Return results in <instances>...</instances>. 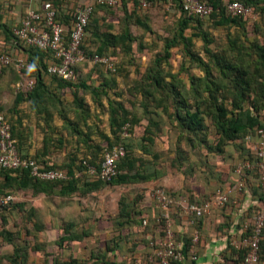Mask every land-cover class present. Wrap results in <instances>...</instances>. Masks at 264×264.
<instances>
[{
	"label": "rangeland",
	"instance_id": "rangeland-1",
	"mask_svg": "<svg viewBox=\"0 0 264 264\" xmlns=\"http://www.w3.org/2000/svg\"><path fill=\"white\" fill-rule=\"evenodd\" d=\"M122 1L121 5H124ZM257 10L260 20L248 25H218L215 18L201 23L191 20L192 27L185 31V36L192 37V43L181 42L170 50L168 44L177 37L180 22L186 18L179 9L168 13L162 6L154 4L143 16L131 17L124 11L115 13L109 8L105 12L98 10L95 19L100 21V33L128 35L117 47L110 46L105 51L117 65V73L110 74L103 68L95 69L88 63L82 65L81 82L89 87L79 88L83 108L74 103L69 89L62 91L60 98L57 96L59 93L56 97L48 96L45 107L53 119L47 133L67 139L64 148L77 160L85 156L86 146L82 144V135H76L73 131L75 123L85 134H95L99 139H103V134L109 135L111 140L116 141L113 131L127 115L129 119L138 121L135 125V143H138L135 157L141 159L142 170L150 171L153 179L123 186L104 184L102 188L87 194L80 190L69 196L70 199L64 198L66 202L59 194L36 195L31 190L15 192L18 199L15 203L23 205V208L0 211V233L3 230L12 233L18 247L29 249L43 243L52 248L55 243L58 244L59 236L50 230H36L35 223L41 225L43 222L48 229H59L68 224V217H74L79 232L85 227L90 231L92 224L93 230L99 229L105 233L123 206L136 200L145 203L157 188L176 194H197L199 197L212 194L219 186L217 177H224L232 161L227 162L207 148L217 138L213 133L211 118L205 119L207 128L203 134L208 142L205 140L202 143L201 137L192 141L197 133L186 130L180 124L183 122L177 118V113L184 115V111L179 108V103L180 99H184L194 109L199 102L201 108L208 111L212 90L216 91L219 103L224 102L229 110L233 109L235 85L223 76L217 61L240 64L257 59V47L264 45V12ZM196 34L199 36L194 37ZM204 34L207 39L203 38ZM86 37L87 51L95 52L100 41L94 39L92 31H88ZM2 76L4 74L0 76V107L4 104L10 109L19 92L18 86L24 81L9 71L5 77ZM258 96L260 103H264L262 96ZM253 97L252 94L241 103L243 111L252 105ZM160 103L165 108L160 107ZM2 112L5 113V110ZM253 113L256 112L253 110ZM260 114L264 119V111ZM158 121L159 125H153ZM146 127H151L153 133L154 142L151 144L142 140ZM143 144L147 145L148 154L139 148ZM60 152L55 154L53 161L65 167L69 160L63 150ZM240 152L232 143L226 147L225 155L239 158ZM55 213L61 215L58 216L60 220L56 219ZM108 220H111L110 223L106 222ZM105 241V238L94 234L81 243H74L73 247L100 246ZM16 246L7 244L0 237L1 251L11 254ZM73 247L65 250L62 258L66 261L88 260V255ZM101 256V250L93 254L98 261Z\"/></svg>",
	"mask_w": 264,
	"mask_h": 264
},
{
	"label": "trees",
	"instance_id": "trees-1",
	"mask_svg": "<svg viewBox=\"0 0 264 264\" xmlns=\"http://www.w3.org/2000/svg\"><path fill=\"white\" fill-rule=\"evenodd\" d=\"M82 1V2H81ZM207 3L212 4L215 8L214 13L207 17L206 19H201L198 16L189 15L183 11V0H174L173 7L171 10H166L165 3L153 0V4L162 6L168 13H173L177 9L180 10L186 18H184L180 22L179 34L177 37L173 39V41L168 44V49L175 47L177 44L184 42L186 44L192 43V37H186L185 31L192 27L191 20H196L197 22L208 21L210 19H217L218 25L224 24H253L260 20V13L264 12V0H205ZM226 1H239L243 3L246 7H252L258 15V18L254 20L253 18L247 17H231L226 10ZM45 2H51L58 10L57 20L63 24L67 34L71 33L73 28V24L75 21V12L79 7L86 5L84 3L85 0H41L39 5L35 7L36 9H41L42 5ZM124 5H121L120 0H117V4L115 6H107V5H97L95 6L94 13L91 17L90 23L87 27V32L92 31V36L94 39L100 41L99 46L95 52H88L87 50V37L84 39L83 47L89 55L98 54L100 56L108 57L106 52L108 47H117L119 43L124 42L128 35H117L111 32L100 33V21L95 19L96 12H105L107 8L111 9L115 13H124L128 14L129 17L132 15L143 16V14L147 13L149 10L140 11L138 7L137 0H123ZM68 3L69 7L65 10L63 5ZM25 17V16H24ZM23 20V19H22ZM21 21L12 24V25H3L0 24V30L4 33L6 37V41L15 43L16 47L19 49L26 51L29 53V57L25 58L23 61L25 63V68L22 70V73L17 70L15 66V62L17 61L14 57L8 54L5 51H0V53L8 54L12 57L14 63L10 66L4 68L0 73V76L4 74L7 75V72H12L15 76L17 75L18 79L27 82L29 80L34 81V87L31 90L21 89L19 90L13 104V108L11 109L12 114H17L19 111V107L25 103L29 104L30 111H34L38 117H42L44 123L47 127V131L45 132V138L43 140L44 151L42 154L30 155L23 147L22 136L20 133V124L21 120H13L8 117V115L2 114V108L0 107V114L4 115L8 122L12 127V136L17 141V147L22 158H31L36 163L41 164L46 170H55L60 171L68 177L67 181H58V182H47V181H39L31 177L30 171L28 170H4L0 169V197L7 195H14L15 192H28L29 190L33 191L34 194H44L46 196H50L53 194H59L60 196L69 197L77 192L82 191L84 194L91 193L99 188H102L104 184L114 185V186H123L128 184L135 183H144L147 181H151L153 179V175L147 169L142 170L143 162L141 159H137L135 154L138 149V143H135V125L137 124V120H132L125 116L123 121L117 127L116 131H113V135L116 137V141L110 139L109 135H101L103 139L97 138L95 134H85L78 129V123H75L73 126V131L76 132V135H82V144L86 149V154L83 158H79L76 160V157L69 155V151H67L64 146L67 144L68 140L63 139L61 137H54L53 135H49L47 132L51 129L52 123V114L47 112L45 107V101L48 96L53 95L56 97L57 95L60 98V93L65 92L66 89L72 91V97L74 98V103H76L79 108H83V101L80 97V89L84 88L88 89L89 87L85 85L84 82H81V72L80 67L84 64H80L76 67V73L78 74V82H67L62 79L51 75L48 73V68L53 64H59L60 62L56 60L53 56V53L42 51L30 46H27L24 42L19 40L13 33V30L21 25ZM1 22V15H0ZM87 36V33H86ZM194 37L199 36L198 34L193 35ZM204 39H207V35H203ZM110 59V57H108ZM111 60V59H110ZM113 63V61L111 60ZM93 68H103L110 74L117 73L118 67L115 63H113L114 71L109 69L106 65L103 64H91ZM218 67L222 68L223 76L227 79H230L232 83L235 85V98L233 103V109L229 110L224 102L219 103L218 98L215 96L216 91L210 90L211 94V106L208 107V111H204L201 108L199 102L196 103L195 108L192 109V106L189 103H185L184 99H180V107L182 111H184V115L181 113H177V118L181 120L183 123H180L186 130H190L191 132H195L196 138L193 140H197L199 137L201 142H208L207 137H203V134L206 131L205 119L207 117L211 118L213 133L217 137L214 141L213 145L208 144V150L222 157L227 162L232 161V165L226 170L224 177L218 176L219 186L212 192V194H205V196L199 197L197 194H176L169 192L168 193L172 197L177 198H186L190 202L194 203H202L205 200H208L214 192L224 187H231L237 181V176L235 174V168L238 163V159L246 160L253 159L254 155L251 151V148L245 143V139L248 136H255L257 131L260 129H264V119L262 118L261 112L264 111V103H260V99L258 95L262 96L264 99V45L257 47V59L255 61H251L249 63H231V62H223V60L217 61ZM18 79H16L18 81ZM56 84H55V83ZM254 95L252 105L249 109L243 111L241 107V103L247 101V98H250L251 95ZM256 96V97H255ZM260 104V105H259ZM162 104L160 103V107ZM165 108V107H162ZM256 112L255 114L253 113ZM135 119V118H134ZM153 125H159V121L153 123ZM127 126L126 131L124 127ZM124 132H127V136H123ZM201 134V135H200ZM144 142H148L151 144L154 142L153 133L151 127H146L145 135L142 137ZM240 143L238 144L237 142ZM234 143V145L241 151L240 157L236 158L234 155H225L226 147L230 144ZM123 144L126 147V157L122 159L119 163V175L113 179L111 182H104L101 180L92 179L86 173L87 165H92L100 168V164L103 160V156L106 150H109L115 145ZM142 150L145 151L146 154L149 153L147 145L143 144L140 146ZM63 150L69 160V163L64 167L54 163L53 159L55 154L61 153ZM91 152V153H89ZM52 159V160H51ZM233 159V160H232ZM138 163V165H137ZM234 175V176H233ZM246 192L244 196L241 198L251 197L253 205L248 209H243L242 205H233L231 203L227 204L223 207V211L228 215L232 216L238 214L241 217L240 219H236L233 222H230L231 227L235 226L236 233L241 229V224L245 219H248L253 214L258 213L264 209V191L260 187L258 174L250 173L246 178ZM141 201V200H140ZM140 201L136 200L135 202L128 203L123 206L122 209L119 210L118 215L115 217L114 221V229L121 231L124 229L132 230L133 226L137 227L138 233L141 236V241L145 245V255L151 252L149 248V243L151 239H158L162 236L161 226L157 224L156 220L159 215V212L152 207V211H143L141 206H139ZM11 205V206H10ZM9 206L1 207L0 211L7 208H23V205H18L17 203H12ZM225 214V215H226ZM175 218H182L180 215L176 214L174 217V230L176 234V238L178 242L184 243V254L185 258H187V253L189 247L192 245L193 234L189 237V239L184 241L180 237V233L177 229V223L175 222ZM148 220V225L144 226L143 221ZM238 222V223H237ZM237 224V225H236ZM74 224H71L67 227L66 235L61 237L58 242V246L63 247L65 242H80L83 240V237L86 236V233H78L70 231V228ZM34 227L36 230H42L43 226L35 223ZM202 220H199L196 228L201 232ZM155 229H158L159 232L157 234L153 233ZM194 232V229H192ZM153 237H150L152 236ZM201 234V233H200ZM0 237L9 245L16 246L15 239L13 238L12 233L9 231L3 230L0 233ZM235 237H239L240 235H235ZM123 236L119 237V240L122 241ZM116 240V239H114ZM231 242V241H230ZM120 244V243H119ZM116 245V244H115ZM118 245V244H117ZM116 247L113 249L114 251L118 250ZM15 247V251L11 255L0 254V264H26L28 261V248ZM40 246H36L31 248L34 252L40 250ZM228 248L235 253L237 256L234 264H243L244 256L246 251L236 249L235 246L229 244ZM110 249V248H108ZM260 262L264 258V230L262 234V238L260 241ZM135 258L125 259L126 264H133ZM78 261H74L77 263ZM95 264V263H94ZM227 261L225 260V263Z\"/></svg>",
	"mask_w": 264,
	"mask_h": 264
},
{
	"label": "built area",
	"instance_id": "built-area-1",
	"mask_svg": "<svg viewBox=\"0 0 264 264\" xmlns=\"http://www.w3.org/2000/svg\"><path fill=\"white\" fill-rule=\"evenodd\" d=\"M140 11L149 10L153 0H137ZM165 3L166 10H171L174 0H156ZM117 0H88V3L79 7L75 12V21L71 33L68 35L63 24L57 20L58 10L51 2H45L41 9L29 8L21 25L13 30L14 35L27 46L53 53L59 64L48 68V73L63 81L78 82L76 67L80 64H103L114 71L113 63L108 57L98 54L89 55L83 47L87 27L94 13L95 6H115ZM226 10L231 17H247L256 20L257 13L252 7H246L239 1H226ZM183 11L189 15L206 19L211 16L215 8L205 0H183ZM14 63L11 56L0 53V73ZM17 70L22 73L25 63L22 59L15 62ZM34 81L29 80L18 86L19 90H31ZM127 126L124 127L126 131ZM123 136H127L124 132ZM254 155L253 159L241 160L235 168L236 183L227 189L219 188L214 194L202 203L190 202L186 198L172 197L166 189L153 190L151 199L154 208L159 212L157 224L161 226L162 236L151 239L147 255L135 257L133 264H182L185 261L184 244L178 242L175 234L174 216L180 215L187 218V225L194 229L193 248L200 240V232L196 228L199 220L210 214L213 208H223L227 204L238 205L237 198L246 192V178L250 173H257L260 187L264 191V129L257 131L255 136L245 139ZM126 147L123 144L115 145L106 150L98 169L87 165L86 173L92 179L111 182L119 171V163L126 157ZM0 169L28 170L32 178L39 181L58 182L67 181L68 177L60 171L46 170L41 164L31 158L20 156L17 141L12 136V127L6 117L0 114ZM15 195L0 197V206L6 207L16 202ZM238 215V214H236ZM148 225V220L143 221ZM264 230V209L253 214L250 220L241 224L238 231L240 238L231 240V245L236 249L246 251L243 264H260V241ZM198 256L193 254L192 261H197Z\"/></svg>",
	"mask_w": 264,
	"mask_h": 264
},
{
	"label": "crops",
	"instance_id": "crops-1",
	"mask_svg": "<svg viewBox=\"0 0 264 264\" xmlns=\"http://www.w3.org/2000/svg\"><path fill=\"white\" fill-rule=\"evenodd\" d=\"M40 1L41 0H0V15H1L0 24L12 25L21 21L24 18L27 10L29 8L37 7ZM84 3H88V0H85ZM67 7H69V5L68 3H65L63 5V8L61 9L65 10ZM0 51L7 52L16 60L19 59L24 60L25 58L29 57V53L16 47L14 42L11 43L6 41V37L1 30H0ZM1 106L2 108L4 107L2 111L5 110V113L2 112V114L8 115L9 118L15 121L21 120L20 133L22 136L24 149L30 155L42 154V152L44 151L43 140L45 138V132L47 131V127L42 117H38L34 111H30L29 109L30 106L28 103L21 105L18 110L19 112L15 115L10 112L13 107L7 109L4 104L3 105L1 104ZM60 197H63L62 199L64 198H67V200L70 199L69 197H64V196H60ZM67 200H65V202ZM237 201L239 205H242L243 209H248L253 205L250 196L247 198L238 197ZM141 202L142 201H140L139 206H141V209L143 211H148V212L152 211L153 201L150 197H148L145 203H141ZM225 214L226 213L223 211L222 208L215 207L212 209V211L208 216L202 219L200 240L194 248L192 245L189 247L187 253L188 256L187 258H185V261L182 264H224L225 260L227 261V264H234V262L237 259V256L233 251H231L228 248V246L231 243L230 241L232 240V238L237 240L239 239L238 237H235V235H239V234L236 233L235 226L231 227L230 222H233L236 219H240L242 214L238 217L236 214L235 217L234 215L233 217L232 216L230 217L227 214L226 215ZM55 216L57 217L56 219L60 220L58 216L61 215H57L55 213ZM173 216L175 217V215ZM67 219H69L66 220L68 224L60 226L59 229H55V228L48 229L45 223L43 222L41 223L40 219H38V221L43 226V229L41 231L46 232L50 230L55 235L57 234V236H59L58 238H61L64 235H66L67 227H69L71 224H74L73 225L74 227H72V229L70 228L71 233L72 232L86 233V236L83 237V240L80 242H70V243L65 242L63 247H60L58 246L57 243H55V245L52 248L49 247L48 245H47L48 247H46V245L42 243V245H40L41 247L40 250L36 252H34V250H31V248H29L28 250L29 257L26 264H94V263L95 264H126L125 259L131 260V258H135L139 255H143V253H145L146 251L144 243H142V241L140 240L141 236L138 233L136 226H133L132 230L124 229L118 231L114 229L115 227L114 222H112L111 228L105 231V233H102V231L99 229L93 230L94 226L91 224L90 231L87 230V228L85 227L84 230L79 232L76 219H74V217H68ZM86 220L89 219H85V221ZM248 220H250V217L248 219H245L243 223L247 222ZM110 221L108 220L106 222L110 223ZM175 222L177 223V229L178 232L180 233L181 239L183 238L182 239L183 241L184 239L185 240L189 239V237L192 236L193 231L192 228L187 225V218L186 217L175 218ZM158 232L159 230L155 229L153 233L157 234ZM94 234L95 235L97 234L101 238L106 239L103 245L94 246V247L87 246L84 247L83 249L73 247L74 243H81L88 236ZM121 236L124 237L122 238L123 239L122 241L119 240V237ZM150 237H153V235ZM85 244H87V242ZM115 244L121 245L119 246V248H117L118 250L116 251L113 250L116 247ZM72 247L76 248L78 252L81 251L85 255H88L89 257L86 258L88 260L84 262L78 261L77 263H74L72 259L71 260L68 259V261H66L64 258H62L63 257L62 254L65 253V250L72 249ZM99 250L102 251V256L100 258V261H98L99 259L97 258H93V254L97 253ZM0 254L11 255L1 251V249H0ZM193 254L198 256L197 261H192ZM73 256L75 257V255ZM260 264H264V258L261 260Z\"/></svg>",
	"mask_w": 264,
	"mask_h": 264
}]
</instances>
